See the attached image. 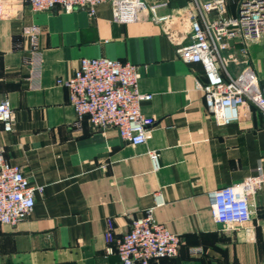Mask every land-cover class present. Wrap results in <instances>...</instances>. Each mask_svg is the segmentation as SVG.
<instances>
[{
    "label": "crops",
    "instance_id": "0c3cea01",
    "mask_svg": "<svg viewBox=\"0 0 264 264\" xmlns=\"http://www.w3.org/2000/svg\"><path fill=\"white\" fill-rule=\"evenodd\" d=\"M166 1L157 22L148 12L130 23L114 22L103 2L33 11L19 0H0V99L15 112L13 130L0 124L5 158L41 187L27 216L0 226V264H122L107 251L104 230L113 218L117 235L151 212L181 238L178 256L151 264H264V119L256 107H240L226 125L208 114L200 63L177 53L190 41V0ZM236 0H227L234 16ZM39 28L38 71L25 27ZM223 57L239 53L231 41ZM250 63L264 82V44L248 43ZM104 56L137 64L141 92L152 98L141 111L155 118L146 141L131 145L115 128L78 119L62 81L81 57ZM244 64L227 66L235 76ZM156 154L154 166L151 154ZM251 184L252 217L243 227L216 223L211 193L224 185ZM158 202H160L158 204ZM192 247L202 252L192 255Z\"/></svg>",
    "mask_w": 264,
    "mask_h": 264
},
{
    "label": "built area",
    "instance_id": "2783aa9c",
    "mask_svg": "<svg viewBox=\"0 0 264 264\" xmlns=\"http://www.w3.org/2000/svg\"><path fill=\"white\" fill-rule=\"evenodd\" d=\"M33 11L59 8L71 12L85 7L93 15L96 6L108 2L114 22L130 23L139 20L141 13L160 22L168 15H159L157 9L166 1L149 4L147 0H19ZM227 0H190V41L177 48L181 60L198 62L204 70L205 82L197 83L203 92L208 114L215 122L226 125L240 117V107L253 104L264 119V82H261L250 63L248 43L264 44V0H236L234 16L226 14ZM23 33L30 39V63L40 68V53L36 42L39 28L25 27ZM240 44L241 60L228 58L234 64H244L233 76L227 68L223 51L230 41ZM140 72L137 64L104 56L81 57L73 74L62 81L67 89L70 105L78 119L86 117L98 128L113 127L119 136L131 145L146 141L155 118L142 113L141 105L152 98L138 87ZM15 112L8 98L0 99V124L4 131L13 130ZM156 166V154H151ZM264 180L260 174L257 181ZM41 187L34 186L21 166L9 162L0 147V226L15 225L24 219L35 204V194ZM251 184L224 185L211 193V214L216 223L239 228L250 222L252 209L249 195ZM160 202H158L159 204ZM107 251L118 255L122 264H151L163 258L178 256L181 238L154 218L151 209L135 218L128 231L117 235L113 218H107L104 230ZM193 255L201 247L189 249Z\"/></svg>",
    "mask_w": 264,
    "mask_h": 264
},
{
    "label": "rangeland",
    "instance_id": "374dc122",
    "mask_svg": "<svg viewBox=\"0 0 264 264\" xmlns=\"http://www.w3.org/2000/svg\"><path fill=\"white\" fill-rule=\"evenodd\" d=\"M234 58L237 60H241L243 58V56L235 54ZM225 60H226L227 66H230V64H234V62L232 60H230L228 57H226Z\"/></svg>",
    "mask_w": 264,
    "mask_h": 264
},
{
    "label": "water",
    "instance_id": "95a60500",
    "mask_svg": "<svg viewBox=\"0 0 264 264\" xmlns=\"http://www.w3.org/2000/svg\"><path fill=\"white\" fill-rule=\"evenodd\" d=\"M230 43H232V42L230 41Z\"/></svg>",
    "mask_w": 264,
    "mask_h": 264
}]
</instances>
